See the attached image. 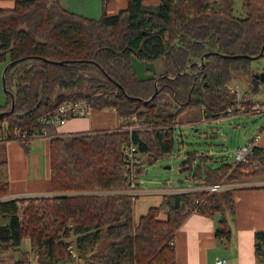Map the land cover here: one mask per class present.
Segmentation results:
<instances>
[{"label": "trees", "instance_id": "1", "mask_svg": "<svg viewBox=\"0 0 264 264\" xmlns=\"http://www.w3.org/2000/svg\"><path fill=\"white\" fill-rule=\"evenodd\" d=\"M108 2L101 0L99 17L71 11L60 0L0 6V61H10L3 71L0 120L29 132L46 128L52 192L9 197L7 160L0 150V218L6 219L0 223V264H174L170 241L193 209L219 213L215 237L231 236L224 210L234 209L235 190L246 186L163 193L135 219L137 195L122 191L128 186L122 149L129 142L137 145L132 170L139 177L144 163L173 151L177 116L185 108L221 117L238 101L249 102L251 89L236 98L228 83L237 74L249 79L264 69V0H245L244 16L234 14L233 0H126L113 14L105 10ZM260 52L255 59L242 56ZM131 55L162 58L163 69L138 80ZM68 100H85L96 110L112 107L121 122L71 133L40 123L42 113ZM21 143L28 148V140ZM208 159L206 153H192L182 161L180 170L194 186L264 177V147L258 144L247 162L211 167ZM253 236L256 261L264 263V228ZM22 238L35 246L20 249ZM9 251L17 256L8 259Z\"/></svg>", "mask_w": 264, "mask_h": 264}, {"label": "crops", "instance_id": "2", "mask_svg": "<svg viewBox=\"0 0 264 264\" xmlns=\"http://www.w3.org/2000/svg\"><path fill=\"white\" fill-rule=\"evenodd\" d=\"M158 1L143 0L144 3L151 4H157ZM60 2L71 11L90 17H99L102 12L101 0H60ZM233 2L235 5V0ZM125 5L126 0H110L105 10L108 14H113ZM154 63L156 65L155 61ZM155 67L157 71V66ZM231 85L235 84L229 83L228 87ZM94 110L96 109L91 108L85 115L68 117L56 126L57 132L71 133L115 128L121 122V118L112 107ZM48 141V136H33L28 140L27 149L19 140L0 142V150H4L7 160L9 197L52 194L49 190ZM257 144L264 147V129L259 135ZM251 178L253 179H248L258 180ZM258 185L261 184H252L235 190L234 209L224 210L231 231V236L227 240L218 239L214 234L219 213L213 216L202 215L195 211L188 213L171 241L175 250L174 264H214L219 257L225 259L223 264H264L256 261L253 244L254 231L264 228V187ZM137 190L143 191L139 185ZM154 192L160 193L157 198L159 202L163 193L171 191L164 183ZM160 216L164 217L163 214Z\"/></svg>", "mask_w": 264, "mask_h": 264}, {"label": "rangeland", "instance_id": "3", "mask_svg": "<svg viewBox=\"0 0 264 264\" xmlns=\"http://www.w3.org/2000/svg\"><path fill=\"white\" fill-rule=\"evenodd\" d=\"M244 1L235 0V15H245ZM12 4L13 0H0V6H12ZM155 62L158 69L156 73H159L163 69V60L158 58ZM260 63L262 66L264 65V58L261 59ZM5 65L6 62L0 61V104L5 103V92L2 85V70ZM250 78L237 74L229 83L239 86L241 91L247 87L250 90ZM250 91L251 94H247L249 102L247 100L245 102L238 101L236 105L239 107L235 105L231 109V112L236 109L237 111L230 112L226 116L204 117L198 107H187L177 116L175 126L177 142L174 143L173 151L159 157L152 163H144L143 171L139 174L138 182L143 191L136 194L133 203L135 219L144 214L149 206L158 203L157 198L160 193L154 191L160 189L167 180H171L176 186L181 185L182 189L193 186L192 181L188 178V172L180 170L182 161L186 160L190 154L195 153L197 156L202 153L208 154L209 159L206 164L211 167L218 166L221 162H232L234 159L233 151L259 133L258 127L264 123V82H261L255 90ZM134 127L137 129L148 128L144 125H135ZM2 153L5 156L4 150ZM195 161H199L198 157L195 158ZM196 166L194 165V167ZM249 179L252 180L253 178ZM249 179L246 181L249 182ZM254 179L261 180V176L254 177ZM256 184L262 185L264 183ZM5 221L6 219L0 218V223ZM67 238L70 239L71 236ZM31 246H35V243L27 238H22L19 248L29 250ZM16 256L17 252L9 251L5 254L8 259ZM74 264L78 263L74 262Z\"/></svg>", "mask_w": 264, "mask_h": 264}, {"label": "built area", "instance_id": "4", "mask_svg": "<svg viewBox=\"0 0 264 264\" xmlns=\"http://www.w3.org/2000/svg\"><path fill=\"white\" fill-rule=\"evenodd\" d=\"M231 92L236 94V98L241 97V90L237 85H231L228 87ZM236 107H239L236 105ZM232 108H227V111L231 112ZM91 110V106L85 100H68L59 103L54 110L50 112H44L40 115L39 121L45 125L57 126L63 123L68 117L85 115L89 113ZM260 129H264V123L259 126V133H257L253 139L249 140L247 143L237 147L233 151V161L232 163L237 162H247L248 158L251 156L253 152V147L256 145V142L261 133ZM33 136H48L50 137L48 131L45 127L43 128H33L30 132L27 129H21L17 125L10 126L7 120H0V142H4L7 140H19V141H27ZM137 145L133 142H129L126 144L122 153L124 155L125 167L128 169L127 177H128V186L126 189L122 190L132 196L139 193L137 190V182L138 177H136L135 173L132 170V166L137 159L136 156ZM257 166L255 165V168ZM264 183V179L257 181H242V182H227L223 179H219L209 184L201 185V186H188L185 189H182L181 186L172 185L171 180H167L165 182L166 186L171 192L175 191H183V190H192V189H203L209 192L228 189L236 186H248L256 183ZM196 212V209H193ZM170 243H172L170 241ZM68 252L70 253L72 258H76L77 254L72 245L68 246ZM225 259L223 257H219L215 260L214 264H223ZM29 264H33L29 261Z\"/></svg>", "mask_w": 264, "mask_h": 264}, {"label": "water", "instance_id": "5", "mask_svg": "<svg viewBox=\"0 0 264 264\" xmlns=\"http://www.w3.org/2000/svg\"><path fill=\"white\" fill-rule=\"evenodd\" d=\"M205 55H206V53L203 56H205ZM261 55H262V52H260L258 55H255V56H247V55H242V56L255 59ZM203 56L200 58L201 60L203 59ZM238 56L239 55H234L233 57L236 58ZM8 64H10V61L8 63H6V65L4 66V68L2 70L3 89H4L3 71ZM131 66L134 69L136 78L138 80L150 79V78H153L156 74V67H155L154 61L140 60V59L136 58L134 55H131ZM261 82H264V69L260 70V71H253L251 73V78H250L251 90H255ZM145 101H148V99H146ZM11 109H12V107H11ZM11 109L9 111H6V112H10ZM4 113L5 112H1L0 117H2ZM179 181H180V179H179Z\"/></svg>", "mask_w": 264, "mask_h": 264}, {"label": "bare ground", "instance_id": "6", "mask_svg": "<svg viewBox=\"0 0 264 264\" xmlns=\"http://www.w3.org/2000/svg\"><path fill=\"white\" fill-rule=\"evenodd\" d=\"M67 248H68V246H67Z\"/></svg>", "mask_w": 264, "mask_h": 264}]
</instances>
